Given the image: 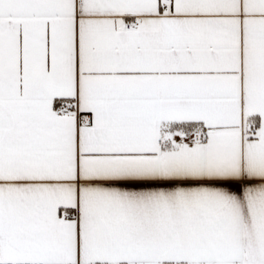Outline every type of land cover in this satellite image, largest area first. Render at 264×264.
<instances>
[{"label": "snow or ice", "instance_id": "1", "mask_svg": "<svg viewBox=\"0 0 264 264\" xmlns=\"http://www.w3.org/2000/svg\"><path fill=\"white\" fill-rule=\"evenodd\" d=\"M0 264H264V0H0Z\"/></svg>", "mask_w": 264, "mask_h": 264}]
</instances>
